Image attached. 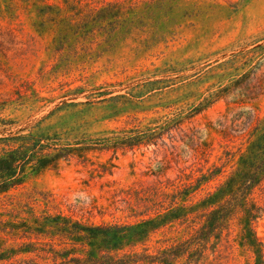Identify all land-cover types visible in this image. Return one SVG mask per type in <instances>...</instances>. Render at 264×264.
I'll list each match as a JSON object with an SVG mask.
<instances>
[{
    "label": "rangeland",
    "instance_id": "374dc122",
    "mask_svg": "<svg viewBox=\"0 0 264 264\" xmlns=\"http://www.w3.org/2000/svg\"><path fill=\"white\" fill-rule=\"evenodd\" d=\"M0 0V122H35L37 130L89 134L130 123H147L192 103L208 88L225 84L263 55L264 0ZM242 51L243 60L228 58ZM262 73L264 72V56ZM242 98V97H240ZM220 98L190 121L208 143V163L224 165L203 188L232 171L254 136L241 120L252 109L264 117V80L254 99ZM0 123V128L1 127ZM1 135V134H0ZM4 144L0 142V152ZM110 166L62 161L56 169L30 174L0 195V211L30 202L42 209L41 193L53 207L87 222L129 221L113 194L162 178L196 171L193 158L174 162L152 145L135 150L92 151ZM160 163V166L158 165ZM201 163L204 161L201 160ZM255 195L264 203V189ZM32 197V198H30ZM3 203V204H2ZM264 242V212L254 221Z\"/></svg>",
    "mask_w": 264,
    "mask_h": 264
},
{
    "label": "trees",
    "instance_id": "16d2710c",
    "mask_svg": "<svg viewBox=\"0 0 264 264\" xmlns=\"http://www.w3.org/2000/svg\"><path fill=\"white\" fill-rule=\"evenodd\" d=\"M242 53H232L229 62L243 60ZM263 56L244 59L243 66L234 69L245 70L208 88L195 105L144 124L130 123L98 134L51 133L37 130L35 122L18 126L2 120L0 195L4 197L30 174L56 169L62 161L96 164L102 173L111 174L112 165L91 160L92 151L115 155L152 145L168 150L174 162L180 156L193 158L198 174L162 178L166 164L153 173L154 181L120 188L113 195L119 197L121 210L133 217L129 221L87 222L48 208L51 199L46 193H41L42 209L30 197V202L0 211V264H264V242L254 229V221L264 212V203L255 195L257 189H264V117L252 109L240 112L248 113L241 124L252 127L254 137L236 167L207 188L203 184L220 174L224 165L212 163L204 171L208 143L198 129L183 127L220 98L257 97L264 80Z\"/></svg>",
    "mask_w": 264,
    "mask_h": 264
}]
</instances>
